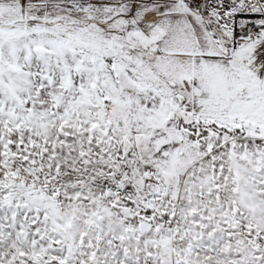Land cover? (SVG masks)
<instances>
[{
	"label": "snow or ice",
	"instance_id": "obj_1",
	"mask_svg": "<svg viewBox=\"0 0 264 264\" xmlns=\"http://www.w3.org/2000/svg\"><path fill=\"white\" fill-rule=\"evenodd\" d=\"M0 264H264V0H0Z\"/></svg>",
	"mask_w": 264,
	"mask_h": 264
}]
</instances>
